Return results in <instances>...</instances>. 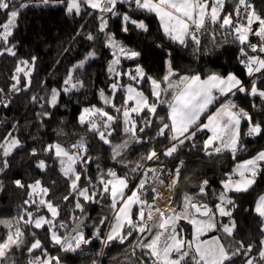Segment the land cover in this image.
<instances>
[{
  "label": "snow or ice",
  "instance_id": "6c2138e0",
  "mask_svg": "<svg viewBox=\"0 0 264 264\" xmlns=\"http://www.w3.org/2000/svg\"><path fill=\"white\" fill-rule=\"evenodd\" d=\"M66 4L65 12L68 15H81L87 7L98 11L100 23L98 31L105 34V46L112 50L113 59L109 62L108 72L116 77L115 82L110 85L111 96L105 95L101 90L99 95L104 105L115 109L120 116L111 114L105 108L91 105L81 110L78 123L87 128L88 131L98 135L99 140L112 148V158L125 168L129 164L124 159V151L130 143L144 144L159 137L169 140V146L164 151L158 152L155 147L150 148L123 176L113 169L101 172L97 183L93 184L91 178L89 186H82L84 175L79 171V166L90 164L92 157L87 156L88 145L83 137L70 145L55 141L42 146L40 150L33 148L32 156H38L40 151L52 156L58 161L60 172L69 181V194L63 197L68 201L71 197L76 198L74 209L85 213V205L98 202L97 197L107 196L110 199V210L114 216L109 221L108 217H102L100 225L108 227L106 235L103 228L97 226L91 237H87L82 230L85 226L84 220L75 217L74 225L59 220L61 215L60 206L50 197L51 189L43 186L40 180H35L27 186L21 180H14L18 188H27L28 199L24 201L28 207L21 209L19 217L12 220L0 219L7 231L0 236V264H9L12 255L16 250L24 249L28 254L40 250L41 256H33L28 264H63L60 256L49 255L47 249L39 238L28 241L26 230L45 229L49 233V239L53 245L59 247L64 253H76L82 251L85 246L95 240H99L104 248H109L115 243L124 245L134 233L140 234L141 238L135 243V248L143 252L142 257L137 258L136 264H234L238 258L242 264H264V237L259 241V251L255 254L253 243L245 245L244 242L234 240V233L237 223L233 218V210L236 207L231 193L248 192L256 183L257 177L264 173V150L257 152L255 156L238 162L231 173H225V179L221 181V191L216 195L214 207L206 202H199L198 196H207L206 191L209 181L201 182L198 194L185 193L183 196L182 209L177 211L172 207L171 198L169 205L164 209L154 206V202L160 199V193L155 185H163L161 173L164 164L161 157L176 159L186 142L194 141L199 132L207 131L210 135L203 142L205 155L213 156L228 151L233 159L242 149L241 145V121L248 122V130L244 135L257 137L264 135V124L253 122L249 113L239 108L238 105L227 99L221 103L215 112L209 113L210 107L217 103L220 98L235 96L237 93H245L264 100V88L259 84L264 83V16L258 14L250 0H237L232 12H226L227 0H38V4L48 5L50 3ZM127 4L129 11L121 13L119 6ZM134 5V9H133ZM32 6V0L28 2L15 3L14 0H0V12H4L7 19L0 24V56L5 54L16 56L15 45L8 46L9 38L17 27V19L21 11ZM131 11L154 13L158 18L162 31L166 37L180 45H186L191 40L197 47L201 44V38L210 34L215 43L217 35L209 25L216 26L222 30L225 36H231L234 42L240 47L239 62L243 65L246 75L251 79V87L235 74L210 73L205 77L200 74L181 75L173 79L176 73L172 65L168 63L167 74L161 79H156L144 72L140 65L132 71L123 72L118 70L121 57L135 60L141 54L133 49L126 48L121 42L115 39L114 35L106 32L108 19L106 17H120L121 31H130L129 25L141 31H148L143 20H137L130 14ZM92 13L89 12L88 15ZM255 26V27H254ZM250 37L258 38L253 43ZM88 40H95L96 37L89 33ZM250 50V51H249ZM255 53V55L250 54ZM95 57V52H89L84 60L74 65L68 71L60 89L52 88L46 97L33 96V102L43 100L41 107H58L61 93H70L84 87L83 82L74 75L75 70L83 68L85 63ZM36 57L31 61H17L15 70L11 76L13 83L10 92H19L22 77L27 81L25 87L31 84V75L34 71ZM259 74V75H256ZM127 76L134 84L141 85L148 81L151 85V95L155 97L154 102H149L145 93L133 84L122 85L120 78ZM166 85V86H165ZM123 90L126 95L123 104L119 107L114 104L116 93ZM3 89H0L2 92ZM170 94V99H161L162 94ZM9 101H0L3 107L9 106ZM158 104L167 105V117H158L160 127L155 137L145 140L139 134L144 133L155 121L151 117L157 116ZM255 107V105H253ZM147 112L151 116H144ZM207 115V120L202 117ZM44 117L51 116L49 112H43ZM136 117H140L138 121ZM122 118L123 133L129 137L120 144H112L110 137L115 131L117 122ZM143 124L141 127L140 124ZM21 141L12 133H8L3 142H0V173H4L10 167L8 157L14 150L20 148ZM192 148L197 147L192 143ZM152 161L160 165L159 168L146 167L144 162ZM184 160H179L175 165V175L169 188H175L181 175ZM36 168L45 171L48 164L44 159L36 161ZM99 167V166H98ZM143 170V171H141ZM140 173L136 178L139 180L135 188H131V174ZM55 183V182H53ZM100 186V191L92 189ZM151 188L150 203L146 193ZM131 194L128 195L127 193ZM47 198V199H46ZM138 206V211L136 210ZM34 208L35 211L29 210ZM47 209L50 218L39 214L42 209ZM261 218V233H264V195H260L252 209ZM219 218H228L227 223ZM181 220L192 226L191 239H186L181 233L183 228L179 224ZM24 225V229L20 225ZM63 230V231H61ZM222 231L227 237H232L234 243L225 244L219 236H211L208 239H201L206 233ZM147 233L148 236L143 234ZM35 237V232H32ZM104 251L98 255H103ZM133 256L135 251L133 250ZM11 264H16L13 260ZM95 264V262H94Z\"/></svg>",
  "mask_w": 264,
  "mask_h": 264
},
{
  "label": "trees",
  "instance_id": "16d2710c",
  "mask_svg": "<svg viewBox=\"0 0 264 264\" xmlns=\"http://www.w3.org/2000/svg\"><path fill=\"white\" fill-rule=\"evenodd\" d=\"M252 1L264 15V0ZM14 2L18 4L28 2V0H14ZM236 2L237 0H227L225 11L232 12ZM36 4H38V0H32V6L21 11L17 19V27L9 38L8 46L15 45L16 56L7 54L0 56V89H3L0 92V101L10 102L7 108L0 104V142H3V138L8 133H12L21 141L22 145L7 158L10 167L4 173H0V219L12 220L15 224L14 218L19 217L22 208L28 207L24 204V201L28 199L27 188H18L14 184V180L19 179L26 186L35 180H40L43 186L51 189L48 198L60 206L61 215L58 219L66 221L71 226L75 223V217L81 219L85 214L74 209L76 198L71 197L68 201L63 199L65 195L69 194V181L61 174L58 161L42 151L38 156H32L30 153L33 148L40 150L43 145L55 141L67 146L83 137L88 145L87 156L92 157V160L87 166H79V171L84 175L82 186H89V178L93 184H96L101 172H107L108 169H113L118 175L123 176L125 172L135 166L136 162L141 161V157L150 148L155 147L158 152L162 153L170 142L165 137H159L144 144L130 143L128 149L124 151V159L129 164L128 168L113 160L111 146L104 144L99 140L98 135L78 123L81 110L91 105L105 108L111 114L120 116V113H117L115 109L104 105L99 95L100 91L104 90L105 95L111 96L110 85L116 80V77L108 72L110 55L107 52L108 47L105 46V34L98 31L100 13L85 7L81 15H68L65 12L66 4L54 2L48 5L39 4L36 6ZM119 11L121 13L129 11L128 5H120ZM89 12L92 14L88 15ZM130 14L134 19L143 20L148 31H141L129 25L130 31L125 33L121 31L120 17H106L108 19L106 32L112 33L115 39L126 48L141 54L135 60L121 58L118 70L132 71L134 74L135 67L140 65L147 76L161 79L167 74L170 62L176 73L173 77L174 80L181 75L200 74L205 77L213 72L223 75L232 72L250 89L251 83L237 62L240 45L234 42L231 36L226 37L222 30L216 31L215 43L212 42L213 37L207 34L201 38L199 47L191 40L186 45H180L164 35L155 15L140 11H131ZM6 19L4 12H0V24L4 23ZM89 33L93 34L96 39H86ZM0 47H3L2 43H0ZM89 52H95V57L89 59L83 68L74 72V75L83 82L84 87L70 93L62 92L56 108L47 106L42 108L43 100L33 102V96L46 97L52 88H62L68 71L84 60ZM32 57L37 59L31 75V84L25 87L27 81L22 77L21 84L18 85L22 90L10 92L9 89L13 83L11 76L17 61H31ZM120 83L122 85L133 84L145 93L149 102L155 101V97L151 95L150 82L144 81L141 86L134 84L127 76H123L120 78ZM259 86L264 88V83ZM124 94L123 90L116 93L113 101L116 106L119 107L123 104ZM230 98L239 108L246 110L252 116L253 122L264 124V100L245 93H237ZM161 99H170V94H162ZM167 111L166 104H158L157 116L151 117L155 123L139 135L145 140L155 137L160 127L158 117L166 118ZM43 112H49L51 116L44 117ZM142 115L151 116L147 112ZM136 119L139 121L140 117H136ZM140 126L142 127L143 124L141 123ZM248 126L247 121L241 124L242 149L237 153L235 159L228 151L217 156H206L202 146L203 140L207 137V133L204 132L198 133L194 141L186 142L176 159L161 157L164 166L170 171H174L179 160L185 161L177 185L173 188L172 207L180 211L184 194H198L199 186L204 180L209 181V186L206 189L208 195L198 196V200L214 207L217 203L216 195L222 190L221 181L226 178L225 173H231L238 162L264 150V135L257 137L244 135ZM110 139L112 144H120L129 139L123 133L122 118L117 122ZM192 143H195L197 147L192 148ZM39 159H44L47 162L48 168L45 171L36 168V161ZM148 162L152 167L160 166L152 161L144 163ZM134 175L131 174L130 178ZM138 182L139 180L135 186ZM92 190L100 191L101 188L97 185ZM260 195H264V173L257 177L255 185L248 192L231 193L236 204L233 210V218L237 223L234 240L242 241L245 245L253 243L255 245L253 254L259 251V241L264 237V233L260 231L261 218L252 210ZM151 196V188H149L146 195L149 202H152ZM96 200L98 202L85 205V213L89 215V218L82 230L87 237H91L96 227L100 226L99 221L102 217H108L110 221L114 213L110 210V199L107 196L97 197ZM29 210L35 211L34 208ZM136 210L138 211V207ZM39 214L50 218L46 208L42 209ZM20 227L24 229L23 224ZM182 228L186 239H188L189 227L182 224ZM105 229L106 226L103 234H105ZM6 231L0 225V236ZM32 232H35V237ZM214 233L226 245L234 243L233 238L227 237L223 232L215 231ZM26 238L28 241L39 238L49 255L60 256L63 264H94V262L95 264H136L137 258L143 256L142 250L135 248L136 241L141 238V235L137 233L129 237V241H126L124 245L115 243L109 248L103 246L104 254L100 256L98 253L102 244L99 240L85 246L82 251L64 253L59 251L58 246L53 245L46 228L26 230ZM27 246L24 249L16 250L9 264L13 260L16 264H28V260L33 256L42 255L40 250L28 254ZM133 250L135 256H133ZM234 264H242V260L238 258Z\"/></svg>",
  "mask_w": 264,
  "mask_h": 264
},
{
  "label": "built area",
  "instance_id": "2783aa9c",
  "mask_svg": "<svg viewBox=\"0 0 264 264\" xmlns=\"http://www.w3.org/2000/svg\"><path fill=\"white\" fill-rule=\"evenodd\" d=\"M250 2H251L252 5L254 6L256 12H257L258 14L262 15L260 9L254 5L253 1L250 0ZM128 7H129V6H128ZM133 9H134V5H133ZM262 16H264V15H262ZM209 27H210V28H213V29H214L215 31H217V32H220V31H221V30L218 29L216 26L209 25ZM254 27H255V26H254ZM206 35H207V34H206ZM206 35H204V36H206ZM250 39L252 40L253 43H257V42H258V38H256V37H250ZM240 47H241V46H240ZM249 51H250V50H249ZM250 54L255 55V53H250ZM260 55H261V56H264V54H260ZM239 56H240V52H239V54H238V57H239ZM238 57H237V62H238V64L242 67V69L244 70V67H243V65L240 64ZM244 71H245V70H244ZM245 73H246V72H245ZM256 75H259V74H256ZM246 76H247V75H246ZM251 79H252V78H250V77L247 76V80H248V81H251ZM146 167H152V166H150V165H149V162H148V163H146ZM153 167H154V168H159L160 166H153ZM141 171H143V170H141ZM139 175H140V173H136V174L134 175V177H131V178H130V179L132 180V183H131V185H130L131 188L135 186L136 182L138 181V179H137L136 177L139 176ZM174 175H175V171H170L167 167H164V170H163L162 173H161V179H163L164 184L161 185V184L157 183V184L155 185V187H157L158 190H159L160 187H167V185H169L170 182H171V180L173 179ZM149 188H150V187H149ZM172 191H173V189H172ZM159 193H160V192H159ZM146 195H147V193H146ZM110 222H111V220H110ZM106 229H108V227H106ZM106 229H105V230H106ZM105 232H106V231H105ZM105 234H106V233H105ZM105 234H104V235H105ZM102 248H103V245H102L101 249H102ZM100 252H101V250H100ZM100 252H99V253H100ZM99 256H100V255H99Z\"/></svg>",
  "mask_w": 264,
  "mask_h": 264
},
{
  "label": "crops",
  "instance_id": "0c3cea01",
  "mask_svg": "<svg viewBox=\"0 0 264 264\" xmlns=\"http://www.w3.org/2000/svg\"><path fill=\"white\" fill-rule=\"evenodd\" d=\"M151 14H153V15H155L154 13H151ZM156 17V16H155ZM157 18V17H156ZM157 20H158V18H157ZM158 22H159V20H158ZM160 24V23H159ZM161 27V26H160ZM161 30H162V28H161ZM163 32V31H162ZM227 99H230V100H232L231 98H230V96L228 97V98H220V100L217 102V103H215L213 106H211L210 107V110H209V113L208 114H211V112H215V110H216V108H218L219 106H220V104L221 103H224V102H226V100ZM233 101V100H232ZM207 120V115H205V116H203L202 117V121H206ZM245 120H242L241 121V124L244 122ZM202 132H204V133H207V137L210 135V133H208L206 130L205 131H202ZM202 132H199V133H202ZM207 137H206V139H207ZM206 139H204L203 140V142L206 140ZM203 142H202V146H203ZM203 152H204V150H203ZM205 154V153H204ZM221 154V153H220ZM217 155H219V154H217ZM217 155H213V156H217ZM206 156H208V155H206ZM208 157H210V156H208ZM132 188H135V187H132ZM173 192V191H172ZM128 195H130L131 193L130 192H128L127 193ZM171 201H172V196H171ZM216 202H218V201H216ZM151 203V202H150ZM169 205V204H168ZM167 205V206H168ZM137 207V206H136ZM165 208V207H164ZM163 208V209H164ZM113 216H114V213H113V215H112V217H111V220H112V218H113ZM217 219L218 220H220V219H222L225 223H227V218L225 217V218H219V217H217ZM179 224L182 226V224H184V225H187L188 227H189V238L188 239H191V233H192V226L190 225V224H188L186 221H184V220H181L180 222H179ZM184 230V229H183ZM106 232V234H107V232H108V229H106L105 230ZM215 231H213V232H210V233H206L203 237H201V239H208V238H210L211 236H213V235H215V236H218L217 234H215L214 233ZM222 232V231H221ZM105 234V235H106ZM184 237H185V233H184V231H183V233H181ZM144 236H148V234L147 233H145L144 234ZM186 238V237H185ZM189 264H191V262H189Z\"/></svg>",
  "mask_w": 264,
  "mask_h": 264
},
{
  "label": "bare ground",
  "instance_id": "6f19581e",
  "mask_svg": "<svg viewBox=\"0 0 264 264\" xmlns=\"http://www.w3.org/2000/svg\"><path fill=\"white\" fill-rule=\"evenodd\" d=\"M171 189L172 188H162V200L158 201L154 206L155 207H159V208H163L165 207V205L168 204L169 202V198H171Z\"/></svg>",
  "mask_w": 264,
  "mask_h": 264
},
{
  "label": "rangeland",
  "instance_id": "374dc122",
  "mask_svg": "<svg viewBox=\"0 0 264 264\" xmlns=\"http://www.w3.org/2000/svg\"><path fill=\"white\" fill-rule=\"evenodd\" d=\"M107 52H108V54L110 55V61L113 59V56H112V50L110 49V48H107ZM121 58H123V57H121ZM125 93V92H124ZM126 95V93L124 94V96ZM162 188H168V187H160L159 188V192H160V199H158L157 201H155L154 202V205L158 202V201H160V200H162ZM173 189V188H172ZM172 189H171V196H172V194H173V192H172ZM151 203H153V201L151 202ZM168 204H169V202H168ZM167 204V205H168ZM167 205H165V207L167 206ZM138 207V206H137ZM164 208V207H163ZM162 208V209H163Z\"/></svg>",
  "mask_w": 264,
  "mask_h": 264
},
{
  "label": "water",
  "instance_id": "95a60500",
  "mask_svg": "<svg viewBox=\"0 0 264 264\" xmlns=\"http://www.w3.org/2000/svg\"><path fill=\"white\" fill-rule=\"evenodd\" d=\"M88 218H89V215L88 214H86L85 216H83L81 219H83L84 220V223H86L87 222V220H88ZM99 227H102L103 228V230H104V228H105V226H103V225H100ZM95 241H98V240H95Z\"/></svg>",
  "mask_w": 264,
  "mask_h": 264
}]
</instances>
